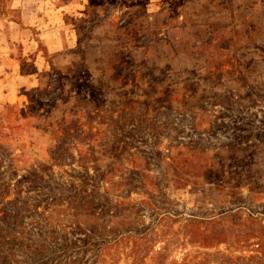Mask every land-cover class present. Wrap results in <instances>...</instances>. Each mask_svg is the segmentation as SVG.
Returning a JSON list of instances; mask_svg holds the SVG:
<instances>
[{"label":"rangeland","instance_id":"obj_1","mask_svg":"<svg viewBox=\"0 0 264 264\" xmlns=\"http://www.w3.org/2000/svg\"><path fill=\"white\" fill-rule=\"evenodd\" d=\"M3 264H264V0H0Z\"/></svg>","mask_w":264,"mask_h":264},{"label":"trees","instance_id":"obj_2","mask_svg":"<svg viewBox=\"0 0 264 264\" xmlns=\"http://www.w3.org/2000/svg\"><path fill=\"white\" fill-rule=\"evenodd\" d=\"M4 263V258L2 257V252L0 251V264Z\"/></svg>","mask_w":264,"mask_h":264}]
</instances>
